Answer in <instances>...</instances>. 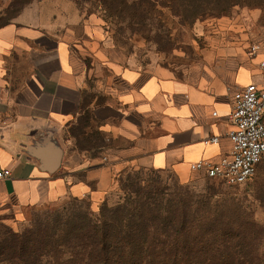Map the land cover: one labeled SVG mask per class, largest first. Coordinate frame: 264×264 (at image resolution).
Here are the masks:
<instances>
[{
  "label": "crops",
  "instance_id": "0c3cea01",
  "mask_svg": "<svg viewBox=\"0 0 264 264\" xmlns=\"http://www.w3.org/2000/svg\"><path fill=\"white\" fill-rule=\"evenodd\" d=\"M220 31L214 49L176 72L117 48L99 12L27 3L0 27V169L11 170L0 214L68 196L96 208L130 169L185 178L198 174L192 162L228 155L233 93L264 88V66L245 47L251 33Z\"/></svg>",
  "mask_w": 264,
  "mask_h": 264
},
{
  "label": "trees",
  "instance_id": "16d2710c",
  "mask_svg": "<svg viewBox=\"0 0 264 264\" xmlns=\"http://www.w3.org/2000/svg\"><path fill=\"white\" fill-rule=\"evenodd\" d=\"M19 6L8 22L31 0H17ZM109 14L138 12L135 0H98ZM150 3V0H140ZM262 0H258L261 2ZM198 6L200 18L229 14L235 6L251 0H188ZM198 4V5H197ZM198 15L195 18H198ZM6 22V23H8ZM78 131L85 137L83 123ZM145 168L126 171L118 182L124 189L122 202L111 206L104 201L97 215L89 210H74L54 231L40 236L14 234L4 240L15 245V264H251L253 257L238 254L233 246L247 233H236L228 211L211 199L194 200L191 194L168 193L157 179L146 181ZM155 170V169H154ZM160 171V170H156ZM144 182H149L144 186ZM187 190V187L185 188ZM188 192V191H187ZM215 193H212L214 195ZM210 196V197H211ZM240 217V216H238ZM234 243V244H232ZM224 246V250L222 249ZM6 248V247H5ZM260 258V256H256ZM260 262V259L258 260ZM258 261L256 263H258Z\"/></svg>",
  "mask_w": 264,
  "mask_h": 264
},
{
  "label": "rangeland",
  "instance_id": "374dc122",
  "mask_svg": "<svg viewBox=\"0 0 264 264\" xmlns=\"http://www.w3.org/2000/svg\"><path fill=\"white\" fill-rule=\"evenodd\" d=\"M69 1L84 13L99 12L115 46L128 55L133 54L144 65L156 64L180 72L215 48L214 44L223 39L221 29H225V39L238 36L232 31L251 33L245 41L247 50L253 43L264 45V0L240 4L223 16L202 18L196 12L198 6H190L188 0H150V3L135 0L138 12L129 10L122 16L109 14L98 0ZM18 6L17 0H0V27L7 24ZM141 175L149 182L157 179L158 185L166 187L168 193L179 192L184 198L189 193L194 200L209 198L214 205L223 204L230 208L240 206L239 215L228 211V215L232 214L230 226L236 233H247V236L238 238L232 248L238 254L253 257L251 264H264V162L251 180L239 185H229L199 174L180 178L173 171L151 168H145ZM121 177H126V173ZM149 182H144V186L147 187ZM121 187L116 182L105 200L107 204L113 206L124 200L125 193ZM212 193L215 194L211 196ZM100 206L94 208L84 197L68 196L18 217L0 214V264H15L10 258L17 253L15 245L8 243L4 246L5 239L10 240L14 234L40 236L43 230L54 231L63 226V221L74 210H89L97 215ZM257 255L260 258H256Z\"/></svg>",
  "mask_w": 264,
  "mask_h": 264
},
{
  "label": "built area",
  "instance_id": "2783aa9c",
  "mask_svg": "<svg viewBox=\"0 0 264 264\" xmlns=\"http://www.w3.org/2000/svg\"><path fill=\"white\" fill-rule=\"evenodd\" d=\"M262 52L261 44L253 43L250 53ZM232 128L228 132L231 151L217 160H199L190 164V169L199 175L221 180L229 185L244 184L255 175L264 162V88L248 83L233 93V109L229 115ZM212 137L209 141H217ZM10 168L0 169V179L8 178Z\"/></svg>",
  "mask_w": 264,
  "mask_h": 264
}]
</instances>
